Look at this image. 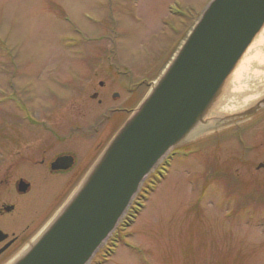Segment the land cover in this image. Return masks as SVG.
<instances>
[{
    "label": "rangeland",
    "instance_id": "rangeland-1",
    "mask_svg": "<svg viewBox=\"0 0 264 264\" xmlns=\"http://www.w3.org/2000/svg\"><path fill=\"white\" fill-rule=\"evenodd\" d=\"M209 2L0 0V140L18 111L44 127L36 140L77 152L86 176ZM247 72L241 82L231 75L229 98L252 95L264 64ZM207 119L155 169L133 221L88 264H264V110ZM83 179L67 181L64 201Z\"/></svg>",
    "mask_w": 264,
    "mask_h": 264
},
{
    "label": "water",
    "instance_id": "water-1",
    "mask_svg": "<svg viewBox=\"0 0 264 264\" xmlns=\"http://www.w3.org/2000/svg\"><path fill=\"white\" fill-rule=\"evenodd\" d=\"M263 28L264 0H210L138 109L49 224L10 264H88L146 178L206 118L216 126L259 113L264 92L230 113L212 115Z\"/></svg>",
    "mask_w": 264,
    "mask_h": 264
},
{
    "label": "flooded vegetation",
    "instance_id": "flooded-vegetation-1",
    "mask_svg": "<svg viewBox=\"0 0 264 264\" xmlns=\"http://www.w3.org/2000/svg\"><path fill=\"white\" fill-rule=\"evenodd\" d=\"M16 115L19 125L0 140V264H9L32 244L66 202L71 180L86 173L77 152L54 151L51 141L36 140L44 127Z\"/></svg>",
    "mask_w": 264,
    "mask_h": 264
},
{
    "label": "bare ground",
    "instance_id": "bare-ground-1",
    "mask_svg": "<svg viewBox=\"0 0 264 264\" xmlns=\"http://www.w3.org/2000/svg\"><path fill=\"white\" fill-rule=\"evenodd\" d=\"M264 32V28L262 29ZM257 49L255 50L254 54L251 56H248L247 59H245V63L238 65V67L236 68V73L234 72L233 74L235 75L236 78L239 79V82H241L243 80V78L245 79L248 75L247 72V66L250 64H264V37L262 35H260V37H258L257 39ZM244 81V80H243ZM256 85L253 88H256L255 90H253L252 95L244 97L242 94H237L235 95L233 98L228 99L229 96H227L226 94V90L224 91V95H221L220 99H219V104L218 107L216 108V110L214 112H212V115L215 116H219L222 114H226V113H230L232 110H236L239 107L234 108V106H241V105H246L248 104L250 101H252L254 98H256L257 96H259L260 94H262L264 92V76H259L258 78H256L255 80ZM236 88H239L238 85L235 86ZM228 90V89H227ZM246 94V93H245ZM227 96V97H226ZM226 97V98H223ZM224 101H226L225 103H223ZM227 110V111H226ZM202 130V128H201Z\"/></svg>",
    "mask_w": 264,
    "mask_h": 264
},
{
    "label": "trees",
    "instance_id": "trees-1",
    "mask_svg": "<svg viewBox=\"0 0 264 264\" xmlns=\"http://www.w3.org/2000/svg\"><path fill=\"white\" fill-rule=\"evenodd\" d=\"M151 177V176H150ZM150 178H149V180H147V188H148V186L150 185ZM146 192L147 190H146V188L144 187L143 189H142V191L140 192V194H138L139 196L141 195L142 197H143V195H144V192ZM138 199V198H137ZM138 200H135V202H136V204H135V202H134V204L132 205V207H131V209H130V213H131V211H134V209H136L137 208V202ZM140 202V201H139ZM139 206L140 205H138V209L140 210V208H139ZM128 214V216L126 217V219H125V221L123 222L125 225H127V224H129V222L131 221V219L133 218V216H135V213H133V215H131V214ZM123 226V225H122Z\"/></svg>",
    "mask_w": 264,
    "mask_h": 264
}]
</instances>
